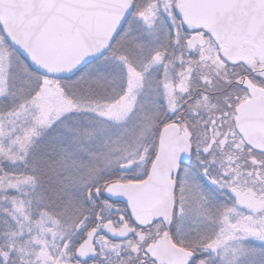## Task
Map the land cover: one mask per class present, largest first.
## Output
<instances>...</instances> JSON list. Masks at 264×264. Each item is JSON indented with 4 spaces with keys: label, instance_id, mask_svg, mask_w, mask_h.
Returning a JSON list of instances; mask_svg holds the SVG:
<instances>
[{
    "label": "snow or ice",
    "instance_id": "obj_1",
    "mask_svg": "<svg viewBox=\"0 0 264 264\" xmlns=\"http://www.w3.org/2000/svg\"><path fill=\"white\" fill-rule=\"evenodd\" d=\"M0 264H264V0H0Z\"/></svg>",
    "mask_w": 264,
    "mask_h": 264
}]
</instances>
